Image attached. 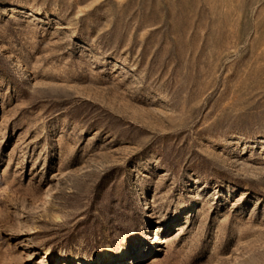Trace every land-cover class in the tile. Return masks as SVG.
Masks as SVG:
<instances>
[{"label":"rangeland","instance_id":"rangeland-1","mask_svg":"<svg viewBox=\"0 0 264 264\" xmlns=\"http://www.w3.org/2000/svg\"><path fill=\"white\" fill-rule=\"evenodd\" d=\"M111 258L264 264V0H0V264Z\"/></svg>","mask_w":264,"mask_h":264},{"label":"bare ground","instance_id":"bare-ground-1","mask_svg":"<svg viewBox=\"0 0 264 264\" xmlns=\"http://www.w3.org/2000/svg\"><path fill=\"white\" fill-rule=\"evenodd\" d=\"M127 254H128L127 252H123V253L120 255V257H121V258H124V257L127 256ZM114 261H116V259L111 258L110 261L108 262V264H111V263H113Z\"/></svg>","mask_w":264,"mask_h":264}]
</instances>
